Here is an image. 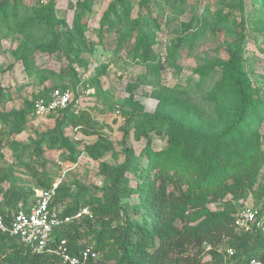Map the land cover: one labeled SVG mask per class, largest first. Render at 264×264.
<instances>
[{"label":"rangeland","instance_id":"1","mask_svg":"<svg viewBox=\"0 0 264 264\" xmlns=\"http://www.w3.org/2000/svg\"><path fill=\"white\" fill-rule=\"evenodd\" d=\"M49 1L0 0V6L11 7L6 19L0 18V114L24 112L25 102L32 103L44 88L54 86L57 75L66 72L62 82L78 101L76 107L70 106L75 121L58 124V114L38 118L24 112L21 129L1 132L0 171L11 180L2 183L5 189L13 184L21 189L27 206L40 190L70 188L68 193L55 195L66 198L78 185L101 188L108 177L100 165L118 166L124 160L120 141L126 128V147L142 165L166 163L171 171L183 172L188 187L196 185L205 163L199 153L186 161L181 160V153L171 158L150 156L146 148L157 154L166 148L168 136L135 122V117L139 113L159 114L204 132L219 131L234 104L233 93L221 76V64L239 45L242 67L254 91L252 112L258 133L239 150V157L228 152L224 168L247 169L240 176L243 189L212 199L208 196L205 204L189 205L177 225L196 224L205 211L234 217L245 206L264 208V0H54L51 19L64 22L71 38L78 23L86 28L84 40L89 50L77 47L75 40L77 55L73 59H66L63 49L33 55L50 43L49 27L42 20L43 7ZM25 53H32V60H20ZM69 65L76 73L74 81L67 73ZM129 117L133 120L126 127ZM58 130L74 141L78 152L75 162H60L63 149L58 147ZM103 143H111L114 150L102 153L96 145ZM33 147H39L38 154ZM21 151L24 157L19 167L15 161ZM127 176L136 187L134 176ZM96 201L102 202L100 198ZM124 202L136 206L142 200L132 194L121 200ZM23 204L20 201L17 206ZM87 207L90 216L75 224L86 223L91 232L84 235L80 229L79 243L97 247L100 264H115L107 258V249L115 248L122 235L114 234L102 242L98 234L116 222L105 225L106 218L94 214L96 204ZM130 218L139 223L148 220L143 214ZM225 245L227 238L217 251ZM209 257L204 252L202 263L208 264Z\"/></svg>","mask_w":264,"mask_h":264},{"label":"trees","instance_id":"2","mask_svg":"<svg viewBox=\"0 0 264 264\" xmlns=\"http://www.w3.org/2000/svg\"><path fill=\"white\" fill-rule=\"evenodd\" d=\"M53 6L54 0L45 4L42 19L49 27L50 43L46 47L37 48L33 55L50 54L63 49L65 58L73 59L77 55V48L73 47L75 40L77 47L83 46L86 49L84 40L86 28L78 23L74 38H71L64 28V22L51 19ZM10 10L11 7L0 6V18L6 19ZM56 26L60 28L59 31L55 29ZM241 27L243 29V23ZM33 55L32 53L22 54L20 60L27 62L32 60ZM35 72L38 76L36 67ZM64 73L66 72L57 75L58 80L55 81L54 86L51 89L44 88L36 99L47 101L54 90L70 89L66 83L62 82V76H66ZM67 73L71 81H74L76 73L72 65H69ZM221 76L233 93L234 104L231 114L226 117L222 128L217 132H204L197 127L185 126L177 120L159 114L139 113L135 117V122L146 123L151 129L164 131L168 136L166 148L157 154H152L151 150L146 148L150 156L171 158L172 155L181 153V160L186 161L199 153L205 163L203 176L199 180L196 179V185L188 187L185 184L183 172L176 169L171 171L166 163L159 166L149 161L150 165H142L140 159L134 156L133 151L126 147L128 134L126 128L120 141L124 153L123 162L118 166L100 165L101 171L108 177L106 185L101 188L78 185L77 191L69 197L54 196V204H65L63 214H72L81 207L96 204L94 214L101 219L106 218L105 225L116 222L114 227H106L98 234L102 242L114 234L122 235L120 243L115 248L107 249L110 253V257L107 256V258L113 259L115 264H207L202 263L204 252L211 258L208 264H225L223 255L217 251L225 238L228 240V245L223 248L227 246L235 250V255L229 261L232 264H246L252 257H262L264 236L236 233L233 228L234 218L230 214L205 211L203 218L196 224H184L181 227L177 225V221H182L189 205L205 204L208 196L212 199L243 189L240 176L247 169L243 166L241 170L224 168L225 160L229 159L228 152H233L232 157H239V150L258 133V127L255 124L257 119L252 112L255 104L254 91L242 67L239 45L231 52L228 60L221 64ZM24 105V112L32 114L33 102H25ZM192 106L198 107L196 104ZM24 112L11 111L0 114V133L8 134L21 129L25 119ZM71 113L70 106L58 111L56 122L58 124L74 122ZM132 120V117L127 119L126 127L130 126ZM81 122L83 119L76 121L78 124ZM57 136L58 147L63 149L60 162H75L78 152L74 141L60 130ZM96 147L102 153L114 150V145L111 143L97 144ZM33 151L38 154L39 147H33ZM23 157L22 151L16 155L15 163L19 167L23 165ZM182 161H179V164H183ZM128 174L134 176L136 187L130 185ZM7 180L9 182L10 179L0 171V213H5L7 209L17 208L20 201L24 203L22 206L27 204L24 193L14 184L9 189L3 187L2 183ZM69 191L70 188L59 186L55 190V195ZM132 194H138L142 202H138L136 206L129 202L121 203V200H127ZM97 198H100L102 202H97ZM133 214L146 215L148 220L145 219L143 223H139L130 218ZM84 224H70L55 233L53 239L66 240L69 253L76 256L82 248L90 247L79 243L80 229H84V235L91 232L88 229L89 226ZM93 250L98 251L97 247ZM58 262L53 255L33 253L16 238L0 233V264H55ZM91 264H100V261L96 259Z\"/></svg>","mask_w":264,"mask_h":264},{"label":"built area","instance_id":"3","mask_svg":"<svg viewBox=\"0 0 264 264\" xmlns=\"http://www.w3.org/2000/svg\"><path fill=\"white\" fill-rule=\"evenodd\" d=\"M77 104L78 101L73 98L69 89L54 90L49 100L33 101L32 115L38 118L47 117L65 110L68 106L76 107ZM55 190L56 187L48 191H36L33 203L0 213V233L16 238L33 253L53 255L60 264H91L98 258L91 247H84L73 256L68 251L66 240L53 239V235L64 227L90 216L87 207H81L72 214H63L64 208L53 203ZM233 218V228L236 233L264 236V208L261 206H245ZM220 254L225 261H231L235 250L226 246ZM261 254L262 257H252L246 264H264V251Z\"/></svg>","mask_w":264,"mask_h":264}]
</instances>
